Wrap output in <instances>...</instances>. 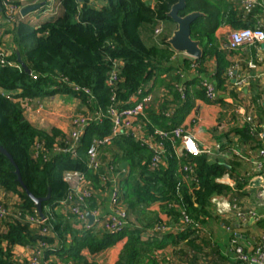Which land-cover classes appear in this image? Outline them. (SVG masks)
<instances>
[{
    "label": "trees",
    "instance_id": "trees-1",
    "mask_svg": "<svg viewBox=\"0 0 264 264\" xmlns=\"http://www.w3.org/2000/svg\"><path fill=\"white\" fill-rule=\"evenodd\" d=\"M92 1L95 0H60L61 14L37 27L19 23L14 38L17 49L5 57L4 65H0V145L11 154L24 185L35 197H44L50 188V198L41 203L44 214L48 205L67 192V185L61 176L63 170H82L97 187V176L86 168L85 151L93 138H102L110 133L111 122L105 116L100 122L89 123L78 144L77 156L72 157L70 153L52 150L54 143H63V135L55 128L45 132L32 126L23 115L19 98L71 94L90 110L101 108L105 111L112 103V95L126 107L135 105L163 85L169 96L158 97L157 105L143 106L148 131L155 127L179 125L194 99L205 98L203 91L197 89L199 80L194 78L187 86L197 85L196 88L187 92L184 101L180 99L173 86L178 78L172 73L176 66L165 65L174 50L165 35H155L160 22L172 21L167 13L176 0H156L153 7L143 0H102L104 4L101 6H93ZM185 1L186 6L179 11L180 15L195 10L203 12L191 24V37L199 40L202 48V56L196 59L197 65L200 69L204 68L207 60L214 56V74L218 87L222 88L226 77L221 75L226 71L228 61L225 53L218 48L214 32L224 23L233 28L247 26L242 21L246 12L236 7L233 0ZM152 36L160 39L155 41ZM17 52L30 72L18 61ZM106 58H119L123 62L120 79L112 89L106 84L111 67L110 60ZM189 65V59L185 58L177 69L189 68ZM164 74H169V80L161 78ZM70 84L89 88L91 97L83 91H75ZM138 89L140 93H137ZM132 95H137L136 101L126 103ZM169 103L175 107L173 113L166 116L164 112ZM243 127L245 130H240L243 139H251ZM36 141L45 143L48 151L45 160L42 156L32 157V146ZM165 147L166 165L158 168L149 166L152 152L131 136L115 137L111 145L102 146L99 152L102 155L110 153L111 163L121 171L119 185L123 202L130 213L141 217L150 203L161 201L174 222L180 221L181 210L189 215L192 222L183 231L180 229L176 234L153 233L144 240L141 234L156 223L153 217H149L142 226L127 225L114 232L96 229L95 225L75 229L70 221L58 217L50 222L56 236H42L27 224L5 220L0 222V264H16L11 257L13 245H33L38 240L47 245L46 256L54 254L67 264H86L83 250H87L93 258L117 244L121 246L115 264H158L154 251L168 242L178 243L187 239L193 234L196 223H202L205 216H211L210 198L228 190V186L216 181L226 171L225 163L210 162L204 154L177 158L169 141L165 142ZM189 160L195 163L197 182L180 183L179 167ZM15 168L0 152V187L5 193L18 196L20 208L33 212L34 202L17 181ZM177 188L180 189L179 198ZM172 201L178 206L168 207ZM187 244L192 246L193 241Z\"/></svg>",
    "mask_w": 264,
    "mask_h": 264
},
{
    "label": "built area",
    "instance_id": "built-area-1",
    "mask_svg": "<svg viewBox=\"0 0 264 264\" xmlns=\"http://www.w3.org/2000/svg\"><path fill=\"white\" fill-rule=\"evenodd\" d=\"M2 8L4 10L3 19L0 18L1 23H12L15 21L16 15L20 12V9L28 5L27 0H1ZM243 10L246 13L251 12L258 4L259 0H238ZM163 26H158L155 29V35L158 36L162 33ZM264 43V30L259 27H240L234 28L229 32L228 40L224 46L227 51H235L246 46H256ZM181 54L182 58L189 59V68L196 70L198 68L196 58L188 56L182 52L174 50L171 56L172 60L176 61L178 55ZM8 56L6 51L0 47V65L6 63L5 57ZM110 60L111 67L107 73L106 84L112 87L120 79L121 68L123 62L117 58H106ZM261 58L258 57V60ZM250 67H254L255 63L250 61ZM237 64L230 65L224 74L226 77L225 85L230 87H241L248 82L249 77L244 75H236ZM183 68L177 69L176 73L178 77H182ZM232 82L230 84V80ZM75 91H83L89 97H91V90L89 88L80 87L75 84H70ZM199 89L204 93V96L209 101H216L220 98V91L217 89L211 81L201 79L198 84ZM174 88L179 94L182 101L186 99L187 92H192V88L186 86L180 81L174 82ZM229 91H227L229 98ZM140 93V89L137 90ZM168 97V91L164 89L160 94L161 97ZM137 99V95L130 96V99L126 103L134 102ZM230 99V98H229ZM112 103L105 109L97 108L90 110V108L84 105V111L74 114L71 118V129L65 135L61 142L62 144L54 143L52 150L57 153H70L72 157L77 156V148L84 133L86 126L91 122H100L103 117H107L111 122V131L108 135L102 138H93L89 146L85 151V165L89 172L97 176L99 186L94 185V181L88 177L87 173L78 169H65L62 171V180L67 185V192L64 197L57 200L46 209L44 216H40L36 210L33 212H27L20 208V200L16 194H11L7 200L6 198H0V222L9 220L13 222H19L21 224H27L30 228L36 230L39 235L42 236H56L50 224L51 220H54L55 211L64 215L73 216L77 224L82 228H89L87 212L92 213L94 216V222L98 229L114 232L128 225V211L123 202L121 189L117 177V173L114 172V166L111 163L107 164L109 173L100 172V169L104 166L100 159V148L105 145H110L113 138L127 135L131 136L135 141L141 145H145L151 152V159L149 166L151 168H158L166 165V147L165 142L169 141L172 145V149L178 158L196 157L203 154L219 153L224 157L235 155L241 159L250 160L253 165L252 175L247 174L245 179L244 189L250 191L257 188V192L261 198L264 199V120H259L252 112L253 105L244 104L240 101L230 102L232 103V116L233 120L240 122L246 128L247 134L256 140L254 146L256 147L255 155L249 154L248 157L244 155L239 149L233 147H222L217 143L214 147H202L199 145L195 136L191 134L183 125H174L169 128L155 127L152 131H148L146 128L147 119L145 117L143 104L145 98L141 99L138 103L131 106L123 107L120 105L112 95ZM264 103V102H263ZM167 110H165L166 116H170L174 107L171 103L168 104ZM252 110V111H251ZM233 120L230 123H233ZM223 127V125L221 126ZM179 148V151L177 149ZM48 155L47 148L44 141H36L32 146V157H43L45 160ZM106 169V165H105ZM178 172L181 174V182H197V175L195 171V163L192 161H186L181 164ZM250 175V176H249ZM229 178V176H226ZM229 184V182H225ZM233 186V184H230ZM102 190L108 193L109 204L111 206V213L107 216L100 217L97 210H90L87 207L89 200L96 198L98 191ZM177 197H181L180 189H176ZM210 203L217 215L231 220L237 225H245L250 219L258 220L262 217V214L258 213L254 207L245 204H238L234 197L229 195L214 194L210 198ZM178 203L172 201L168 204V207H176ZM192 221L185 210H181L180 223L183 226L190 224ZM198 225V224H197ZM176 226H170L163 221H158L152 228L154 233H166L171 231ZM228 228V226H227ZM231 246L234 251L236 264H264V232L260 235L256 242L252 252L246 253L243 247L238 242V236L233 235L231 238ZM5 245V242H3ZM19 245V244H15ZM25 254L16 256L14 255L13 247L12 260L16 264H52L47 258L45 250L47 245L38 240L35 244H24Z\"/></svg>",
    "mask_w": 264,
    "mask_h": 264
},
{
    "label": "crops",
    "instance_id": "crops-1",
    "mask_svg": "<svg viewBox=\"0 0 264 264\" xmlns=\"http://www.w3.org/2000/svg\"><path fill=\"white\" fill-rule=\"evenodd\" d=\"M143 1H146L153 7L156 0ZM1 2L2 1L0 0V18L3 19L4 10ZM27 2L28 5L39 4L40 7L25 16L19 12L16 15L15 21L12 23L0 24V47H2L8 55L17 49V44L14 38L15 30L19 23L25 22L26 24L37 27L40 23L59 15L62 12L60 0H27ZM233 3L243 11L238 0H233ZM91 4L93 6H101L104 4V1L95 0L92 1ZM244 14L245 16L242 17V21H244L247 26H259L264 30V0H259V4L251 12ZM159 24L163 25L162 22ZM175 28V23L174 25H168L166 35L164 34L166 38L170 36ZM165 29L166 27H164V30ZM232 29L234 28L228 23L220 25L214 32L215 40L218 44V48L225 53V57L228 61V66L226 68L233 63H236L238 67L236 75L248 76V82L239 88L226 86L225 84L222 88L218 87L214 74L216 68V58L214 56L207 60L204 68L202 67L200 69V67H198L196 70H193L184 67L182 69V77H178L176 81H180L187 86V83L189 81L191 82L194 78L199 81L201 79L208 80L216 85L221 96L216 101H209L206 98H195L192 107L184 115L180 125H183L191 134H193L199 145L202 147L211 148L219 143L222 150L227 146L230 148L233 147L239 149L248 157L249 154L255 155L256 147L254 146V143H256V140H254V138L243 139L241 131L244 129V125L233 120L231 112L233 104L230 102L240 101L244 104H248V107L249 105H253V111H251L259 120H264V43L256 46H246L235 51H227L224 46L228 40L229 32ZM163 32L164 31H162V34ZM162 34L159 36L162 37ZM152 37L155 41L160 39V37ZM17 55H19L18 52ZM258 57L261 59L258 60ZM183 59L182 55L179 54L176 61L172 60L170 57L168 63L165 65L176 66V69L172 73L177 75V67L182 63ZM250 61L255 63L253 68L248 64ZM224 74L225 71L221 76L224 77ZM161 78L169 80V74H164ZM231 82L232 79L230 80V84ZM196 86L189 87L194 89ZM165 88L166 87L163 85L159 86L152 90L147 96L143 97V99L145 98L143 106L145 104L157 105L158 102L156 100H158V97H160V94ZM197 89H199L198 86ZM154 91H157L158 95H156L151 103L147 102V98ZM227 91H229L230 99L227 98ZM19 99L23 107L24 117L32 126L45 132H50L52 128H55L59 130L62 135L67 134L72 127L70 118L74 115L73 113L76 114L84 111L81 100L71 94L56 93L53 95L46 94L33 98ZM231 120H233V123H230ZM222 125L223 127H221ZM58 139L59 138L55 141ZM177 151H179V148ZM204 155H206L210 162H220L227 165L226 171L216 179L218 183L228 186V190L221 193V195H229L234 197L238 204H245L254 207L258 213L262 214V217L258 220L248 221L247 224L239 226L233 221L217 215L211 206V216H205L204 222L196 223V228L192 232L193 234H190L187 239L181 240L178 243L168 242L162 248H158L154 251V256L158 261V264H236L234 251L230 241L233 235L238 236V242L243 247L244 251L250 253L260 235L264 232V199L259 196L257 188L251 189L250 191L244 189L247 174L252 175V162L250 160L236 157L235 155H230L227 158L218 152ZM99 156L104 164L100 171L109 173L110 170L108 169L107 164L111 163L109 159L110 153L106 152V155H102L101 153ZM175 156L178 158L177 155ZM114 167V172L117 173L119 181L121 171L117 169L116 165ZM226 176H229V178ZM225 182H229V184H226ZM230 184H233V186H230ZM11 194L12 193H5L0 187V198H8ZM163 206V202L154 201L146 207V212L142 214L141 217H136L134 213H130L127 209L128 225L142 226L141 224L148 222L149 217H153L152 220H156V223L158 221H163L170 226L177 227L166 233L176 234L180 229L183 231L185 226L181 225L180 221L177 223L174 222ZM87 207L90 210H97L100 217L103 215L107 216L111 213L108 193L99 190L96 198L89 200ZM58 217H62L64 220L66 219L65 221L67 222L69 221L68 218L72 217L77 224V221L73 216H67L59 213V211H55L54 218L56 219ZM155 224L143 230L141 234L142 239L145 240L152 236L154 233L152 232V228ZM74 227L79 229V225L78 227L74 225ZM190 240L193 241L192 246L187 244ZM120 246L121 244L114 245L106 249L102 254L93 258L87 250H83V255L87 259L86 264H115V259L117 258ZM13 251L16 256L25 254V248L22 245H14ZM47 258L52 264H63V261L54 254L47 255Z\"/></svg>",
    "mask_w": 264,
    "mask_h": 264
},
{
    "label": "water",
    "instance_id": "water-1",
    "mask_svg": "<svg viewBox=\"0 0 264 264\" xmlns=\"http://www.w3.org/2000/svg\"><path fill=\"white\" fill-rule=\"evenodd\" d=\"M186 6L185 0H176L174 4H172L170 10L168 11L167 15L172 19V21L176 24V28L172 31L170 36L166 39L167 43L170 45V47L178 52H182L188 56H191L193 58H200L202 56V48L200 46V41L197 39H193L191 37V24L192 22L203 15V12L201 11H191L184 15H180L179 11L184 9ZM40 7L39 4H33V5H26L20 9V12L23 16L26 14L38 9ZM18 61L21 63L22 67L27 71L30 72V69L26 66L24 62L20 60V57L18 55ZM0 152L5 154L8 159L15 165V174L17 181L21 184L23 189L25 190L27 196L32 199L34 202V206L40 216H44V213L42 211L41 203L44 200H48L50 198V188H48L47 194L44 197H35L24 185L20 172L18 167L16 166L11 154L4 149L0 145ZM87 217L89 224H93L94 222V216L92 213L87 212ZM249 221H252L250 219Z\"/></svg>",
    "mask_w": 264,
    "mask_h": 264
},
{
    "label": "rangeland",
    "instance_id": "rangeland-1",
    "mask_svg": "<svg viewBox=\"0 0 264 264\" xmlns=\"http://www.w3.org/2000/svg\"><path fill=\"white\" fill-rule=\"evenodd\" d=\"M162 24L163 25H161V24H158V26L159 25H161V26H163V34H162V36L165 34L166 35V32H167V27H168V25H174V23L172 22V21H163L162 22ZM164 27H166V29L164 30ZM156 95H158V93H157V91H154L153 93H151V95L147 98V102H149V103H151L154 99H155V97H156ZM82 107H84V105H82ZM71 114V113H70ZM73 114H75V113H73ZM72 116V115H71ZM97 186H99V183L97 184ZM6 200H7V198H6ZM69 219V221H70V223H71V226L73 227V228H75L74 227V225L75 226H77L78 227V225L76 224V222H74V220H73V218L71 217V218H68ZM79 229L80 228H82L80 225H79V227H78ZM96 229H98L97 227H95ZM76 229V228H75ZM63 264H67V263H65V262H62ZM74 264V263H73ZM95 264V263H94Z\"/></svg>",
    "mask_w": 264,
    "mask_h": 264
}]
</instances>
